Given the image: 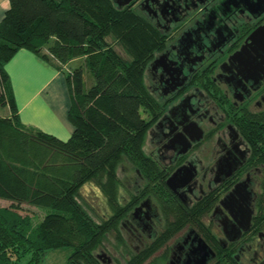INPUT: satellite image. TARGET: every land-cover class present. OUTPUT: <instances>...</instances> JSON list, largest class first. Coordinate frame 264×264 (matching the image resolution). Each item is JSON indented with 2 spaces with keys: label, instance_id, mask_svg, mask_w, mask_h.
<instances>
[{
  "label": "trees",
  "instance_id": "16d2710c",
  "mask_svg": "<svg viewBox=\"0 0 264 264\" xmlns=\"http://www.w3.org/2000/svg\"><path fill=\"white\" fill-rule=\"evenodd\" d=\"M8 1L0 20V107L10 112L0 113V198L10 204L0 205V264H41L49 250L63 247L71 248L65 264H102L95 251L106 234L113 232L121 243V220L150 196L165 223L151 243L124 263L143 264L186 221H198L210 208L204 201L188 208L177 200L165 184L166 174L144 151L147 130L158 113L144 74L163 48L164 36L131 4ZM20 48L40 54L64 73L72 125L68 139L19 121L4 65ZM73 59L82 63L67 68ZM240 124L251 158L264 165V112L248 114ZM122 160L144 180L139 194L126 203L119 198ZM87 183L99 188L110 211L99 222L80 201ZM23 203L49 211L34 224L29 213H20Z\"/></svg>",
  "mask_w": 264,
  "mask_h": 264
},
{
  "label": "flooded vegetation",
  "instance_id": "af4514ba",
  "mask_svg": "<svg viewBox=\"0 0 264 264\" xmlns=\"http://www.w3.org/2000/svg\"><path fill=\"white\" fill-rule=\"evenodd\" d=\"M129 4L164 36L163 48L144 74L145 86L158 105L146 133L145 153L166 179L181 169L171 183L173 189L165 179L177 200L188 208L203 201L210 206L160 248L163 264H264V165L251 158L252 149L240 128L246 115L264 112V68L253 75L257 80L245 79L237 73V63L229 60L252 26L264 21V12L248 10L244 0ZM243 181L247 193L241 191L231 202L221 203ZM152 199L142 197L121 220L124 226L128 219L134 223L128 232L138 239L135 253L162 230L163 226L157 232L156 222L165 223ZM145 230L152 239L147 244L141 234Z\"/></svg>",
  "mask_w": 264,
  "mask_h": 264
},
{
  "label": "crops",
  "instance_id": "0c3cea01",
  "mask_svg": "<svg viewBox=\"0 0 264 264\" xmlns=\"http://www.w3.org/2000/svg\"><path fill=\"white\" fill-rule=\"evenodd\" d=\"M8 7V0H0V20ZM4 69L19 121L61 140L68 139L72 125L67 117L70 97L64 73L40 54L26 48L18 49ZM6 108L4 116L10 114Z\"/></svg>",
  "mask_w": 264,
  "mask_h": 264
},
{
  "label": "rangeland",
  "instance_id": "374dc122",
  "mask_svg": "<svg viewBox=\"0 0 264 264\" xmlns=\"http://www.w3.org/2000/svg\"><path fill=\"white\" fill-rule=\"evenodd\" d=\"M144 15V14H143ZM111 40V39H110ZM118 48H120L118 46ZM82 63L81 59H75L71 63H68L67 68H74L79 66ZM88 83L85 84L87 87ZM7 108L0 107V113L6 114ZM145 115V114H143ZM145 152L148 151V144L144 146ZM117 175L121 181L119 187V198L120 202L126 203L131 195L139 194L140 190L143 187L144 180L139 175L136 168H134L127 160H122L117 169ZM81 203L84 205L91 217L99 222L102 218H105L109 215L110 211L106 204L105 197L101 193L98 187L93 183H87L81 188ZM145 199V197H144ZM152 202H155L152 199ZM10 204V200L0 198V205L7 206ZM21 214L29 213L32 217V222L37 223L44 215L45 212L49 211V208H42L37 206H32L26 203H23ZM161 211V210H160ZM158 210V213L160 214ZM161 215V214H160ZM132 220L128 219L126 221V226L120 225V232L123 238L121 243L115 238L113 232L106 234V237L102 241L101 245L95 251L96 254L102 261V264H124L136 251V246L139 244L138 239L135 236H129L128 227L132 224ZM134 224V223H133ZM163 226V222H156V230L159 232ZM147 230L143 231L141 234L145 240V243H149L152 239L147 238ZM163 248L158 250L156 253L151 255L143 264H163L164 263V254L162 252ZM71 253L70 247H63L49 250L41 264H65L67 257Z\"/></svg>",
  "mask_w": 264,
  "mask_h": 264
},
{
  "label": "water",
  "instance_id": "95a60500",
  "mask_svg": "<svg viewBox=\"0 0 264 264\" xmlns=\"http://www.w3.org/2000/svg\"><path fill=\"white\" fill-rule=\"evenodd\" d=\"M118 8H122L125 5H128L132 0H113ZM227 2L231 0H226ZM244 5L250 11L257 10L259 13L264 12V0H244ZM255 7V9H253ZM229 60L231 63L236 62L238 65L237 73L240 74L243 78L248 79L252 78L257 80L253 75H257V70L264 68V21L257 25L246 37L245 42L240 46V48L234 51ZM261 100L264 102V94L261 97ZM181 169L178 168L175 170L172 175L166 179V184L173 189L171 185L172 181L178 176ZM246 183L239 182L234 185V188L230 190L224 198L221 200V203L231 202L234 200V194H238L241 191H247ZM247 198V195H246ZM139 207L135 208V211ZM249 219L248 209L243 208ZM203 261V260H202ZM201 264V262H200Z\"/></svg>",
  "mask_w": 264,
  "mask_h": 264
}]
</instances>
